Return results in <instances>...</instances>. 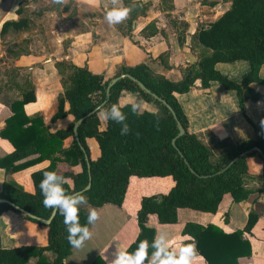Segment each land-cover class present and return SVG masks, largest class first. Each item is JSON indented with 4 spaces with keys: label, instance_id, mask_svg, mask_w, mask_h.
<instances>
[{
    "label": "trees",
    "instance_id": "trees-1",
    "mask_svg": "<svg viewBox=\"0 0 264 264\" xmlns=\"http://www.w3.org/2000/svg\"><path fill=\"white\" fill-rule=\"evenodd\" d=\"M123 3L129 9L128 16L115 26L120 33L131 37L133 21L145 11L132 7L131 0H123ZM16 12L21 15V8ZM29 27L27 19L4 22L0 31L2 42L10 32L27 30ZM153 27V24L147 26L142 35L150 37ZM194 45L201 50L200 59L197 64L184 70L180 82H172L155 74L146 64L123 68L115 76L129 75L142 83L149 94L137 82L124 78L110 89L107 97L112 80H106L104 76L71 62H57L55 67L64 93L51 121L72 115L74 122L67 130L54 134L49 132L42 115H27L25 107L36 103L37 99L34 86L26 79L20 88L21 99L12 102V115L0 130V137L14 147L13 153L0 158V169L16 173L44 162H49V165L30 174V191L16 182L4 184L0 199L12 202L18 210L1 204L0 217L6 211H13L41 226L38 219L51 218L53 212L43 206L39 189L44 171H56L62 175L66 193L82 191L87 199L86 204L96 208L108 204L121 207L133 176L171 177L174 186L168 194L142 198L137 214L141 232L135 244L127 250L131 253L141 240L151 244L154 238V229L148 226L151 216H155L160 225H170L177 222L179 209L215 214L227 194L235 203L248 200L252 193L245 186L247 159L259 157L264 161V134L257 131L255 140L232 145L215 157L201 140L188 133L187 119L176 97L188 93L199 82L204 93L211 83L236 91L241 108L245 99L254 102L264 100L262 95L250 89L253 83L264 84L259 77L264 65V0H231V8L220 19L194 36ZM240 61L248 62L250 71L239 84L215 69L219 63ZM124 92L137 95L142 102L154 104L158 111L138 108V115L132 113L131 104L121 101ZM243 92H246L244 97ZM66 103L69 105L68 111L65 110ZM113 103H117L126 116L130 128L127 135H120L119 124L101 120L96 112L97 106L106 108ZM84 118L77 130V141L73 128L76 122ZM179 124L185 131L181 137H178ZM67 141L69 146L64 147ZM92 143L97 151L95 154L91 149ZM254 148L260 152H250ZM59 164L66 165V169L57 171ZM260 180L257 194L264 191V165ZM90 182V189L84 191ZM23 212L36 219L24 216ZM87 213L86 209L79 207L81 225H85ZM257 221V215L250 214L245 229L234 234H225L214 226L205 227L195 223L186 224L182 233L194 239L198 253L207 264H238L239 258L251 256L250 244L242 238L245 232H251ZM46 227L48 244L45 247L4 249L0 239V264H29L32 259H36V264H64L73 247L66 239L63 217L57 212ZM151 251L149 248V253ZM46 253L54 255L52 262ZM92 264L104 263L97 258Z\"/></svg>",
    "mask_w": 264,
    "mask_h": 264
},
{
    "label": "crops",
    "instance_id": "crops-1",
    "mask_svg": "<svg viewBox=\"0 0 264 264\" xmlns=\"http://www.w3.org/2000/svg\"><path fill=\"white\" fill-rule=\"evenodd\" d=\"M73 1L84 17L83 22L78 23L76 27L72 25L67 29L63 41L67 43V47L62 44L51 54L22 56L14 65L22 68L19 75L26 73V70L31 71L28 74L32 78L28 80L35 88L37 101L25 107L27 115H42L52 134L67 130L74 122L72 115L51 121L58 111L59 100L64 93L60 75L55 67L57 62H71L78 67H86L92 73L104 76L106 80H113L123 68L146 64L155 74L172 82H180L184 70L192 66L188 63V56L196 58L193 65L200 59L201 50L194 45V36L201 29L209 28L231 8V0H131L132 7L138 11L143 9L145 12L135 18L131 37H128L103 18L106 9L125 7L123 0ZM20 2L21 0H0V31L4 22L20 20V15L16 12ZM150 24L154 25L151 36L145 37L142 32ZM2 44L0 37V66L4 56ZM215 69L239 84L243 76L250 71V66L248 62L240 61L231 64L219 63ZM8 76L6 70H2L0 85L4 87L0 90V130L12 115V102H7L4 96L14 95V101L20 100L22 96V86H16L12 79L8 80ZM259 77L264 81V65ZM250 89L264 97V84L253 83ZM245 93H242L243 97ZM176 98L187 119L188 133L201 140L215 157H219L232 145L255 140L257 131L264 134V100L254 102L245 99L241 108L236 91H229L218 83H211L204 93L199 82L195 83L188 93L177 95ZM121 101L130 104L136 102L140 110L152 111L142 109L144 102L130 92H124ZM65 110H69L67 103ZM67 146L69 141L64 147ZM91 149L93 154L97 153L93 143ZM13 152L12 144L0 137V158ZM48 165L49 162H44L16 173H7L0 169V192L7 182H16L30 191V174ZM263 165L264 161L259 157L247 159L248 177L245 179V186L252 193L248 200L235 203L227 194L215 214L179 209L175 224L160 225L155 216H151L148 226L154 229V236L167 232L169 250H178L185 243L195 244L191 236L182 233L188 223L205 227L210 225L225 234H234L243 231L250 214L255 213L258 217L257 223L251 232H245L242 238L243 241L249 242L251 256L239 258L238 264H264V191L256 193L260 187ZM64 169L66 165L63 164L57 167L60 172ZM173 186L171 177H131L121 207L111 204L100 208L93 207L96 208L99 218L93 225L88 226L92 232L91 239L85 241L80 248H72L64 264H92L97 258L104 264H109L116 249L127 251L138 239L141 231L137 214L142 198L168 194ZM83 208L91 210L90 207ZM0 239L4 249L22 246L45 247L48 244V228L30 222L13 211H6L0 217ZM196 252L193 264H207L197 249ZM46 256L50 262L54 260L52 253H46ZM29 264H36V259H32Z\"/></svg>",
    "mask_w": 264,
    "mask_h": 264
},
{
    "label": "clouds",
    "instance_id": "clouds-1",
    "mask_svg": "<svg viewBox=\"0 0 264 264\" xmlns=\"http://www.w3.org/2000/svg\"><path fill=\"white\" fill-rule=\"evenodd\" d=\"M53 2L60 4L63 0H53ZM128 13L129 9L126 7H112L105 10L103 18L109 25H115L125 20ZM138 108V103H131L132 113L138 115ZM96 112L101 120L119 124L120 135L124 136L129 133L130 128L126 122V116L117 103L106 108L97 106ZM64 183L65 178L56 171H44L39 182L40 193L43 197L42 204L46 209H51L53 215L58 212L63 217L68 244L73 248H80L92 237L88 225H93L99 217L97 211L92 209L87 213L85 225H81L78 215L79 207L85 205L87 199L82 191L66 193ZM168 238L167 232H160L154 236L150 245L146 240L139 241L131 253L116 249L114 258L109 261V264H145V261L147 264H193L197 255L195 244L185 243L178 250H169ZM149 248L152 249L150 253Z\"/></svg>",
    "mask_w": 264,
    "mask_h": 264
},
{
    "label": "rangeland",
    "instance_id": "rangeland-1",
    "mask_svg": "<svg viewBox=\"0 0 264 264\" xmlns=\"http://www.w3.org/2000/svg\"><path fill=\"white\" fill-rule=\"evenodd\" d=\"M18 8L22 10L20 19H27L30 27L27 30L12 31L4 38L2 44L4 56L1 59L0 74L5 69L9 75L8 80L12 79L16 86H22L26 79L31 80L32 77L28 74L31 71L26 70L24 71L26 73L19 75L22 68L15 67V63L22 56L51 54L62 44L66 48L67 43L63 41L67 29L83 22L84 14L73 0H63L60 4L54 3L53 0H21ZM2 87L4 85H0V90ZM4 97L7 102L14 101V95ZM143 104L142 109L158 111L154 104L146 102ZM83 207L96 209L87 204Z\"/></svg>",
    "mask_w": 264,
    "mask_h": 264
},
{
    "label": "water",
    "instance_id": "water-1",
    "mask_svg": "<svg viewBox=\"0 0 264 264\" xmlns=\"http://www.w3.org/2000/svg\"><path fill=\"white\" fill-rule=\"evenodd\" d=\"M195 62H196V58L193 57V56H190V55H189V56H188V63H190L191 65H193ZM124 78H130V79H132L129 75H121V76H119V77H117V78H114V79L110 82V84H109V86H108V89H107V97H109L110 89H111V88H112V87H113L118 81H120L121 79H124ZM132 80L135 81V82H137V84L139 85V87H140L143 91H145V92L148 93V94L150 93V92L144 87V85H143L142 83H140V82H138V81H136V80H134V79H132ZM168 109L172 112V114H173V116H174V112L171 110V108L168 107ZM89 116H90V115H89ZM89 116H87V117H89ZM174 117H175V116H174ZM85 119H86V118H84V119H82V120H79V121L76 122L75 125H74L73 131H74V136H75V138H76L77 141H78L77 130H78L79 126L82 124V122H83ZM178 128H179V135H178V137H181V136L184 135L185 131H184L183 127H182L180 124H179ZM253 151H255V152H260L259 149H257V148L252 149L250 152H253ZM90 187H91V182L89 183V185L86 187V189H85L84 191L89 190ZM1 204L8 205V206L12 207L13 209L18 210L17 206H16L15 204H13L12 202L8 201V200L0 199V205H1ZM23 215L26 216V217H29V218H31V219H36L34 216L30 215V214L27 213V212H23ZM55 215H56V214H55ZM55 215L52 214V216H51V218H50L49 220L38 219V221H39V223L42 224L43 226H48V225H50V223H51L52 219L55 217Z\"/></svg>",
    "mask_w": 264,
    "mask_h": 264
}]
</instances>
